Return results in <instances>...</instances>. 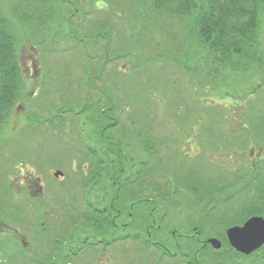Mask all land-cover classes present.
<instances>
[{
	"label": "rangeland",
	"instance_id": "rangeland-1",
	"mask_svg": "<svg viewBox=\"0 0 264 264\" xmlns=\"http://www.w3.org/2000/svg\"><path fill=\"white\" fill-rule=\"evenodd\" d=\"M43 2L37 3L42 24H17L25 94L14 109L9 125L13 134L0 146V160L9 171L11 197L25 211L10 210V218L0 220V233L7 240L0 241V264H35L32 258L44 264H156V259L157 264H185L173 249L171 257H161L158 247L125 243L107 248L103 256L98 246L96 255L102 263L92 256L93 249L79 250V245L74 257L68 254L67 234L87 224L89 202L107 205L98 193L103 182L99 190L88 178L86 186L82 175L77 176L82 174L83 151L96 144L86 138L84 130L93 133L94 128L87 120L102 116L104 132L112 131L120 141H126L123 131L137 133L135 141L150 147L153 165L158 162V177L183 163L199 162L232 179L238 169L264 157V141L250 138L248 122L262 109L264 74L254 77L235 71L223 78L204 61L202 50L201 58L191 55L184 42L190 28L179 19L148 18L149 12L153 16L149 0ZM0 3L19 15L33 2ZM48 7H56L54 16L46 13ZM14 19L20 20L11 14ZM262 27L264 54V21ZM233 136L249 141L248 147L240 151L235 143L226 148L225 141ZM125 141L124 148L130 144ZM136 156L143 157L139 152ZM151 161L143 167H151ZM56 170L63 175L55 177ZM154 178L147 172L140 182L145 185ZM145 186L141 194L149 197L152 186L147 190ZM165 213V221L180 228L186 214L198 218L176 205ZM43 222L51 231L46 236ZM216 222L211 230L219 231L222 226ZM215 254L211 250L208 261Z\"/></svg>",
	"mask_w": 264,
	"mask_h": 264
},
{
	"label": "trees",
	"instance_id": "trees-1",
	"mask_svg": "<svg viewBox=\"0 0 264 264\" xmlns=\"http://www.w3.org/2000/svg\"><path fill=\"white\" fill-rule=\"evenodd\" d=\"M26 1L29 2L30 0ZM39 1L32 0V6L22 9L19 15L17 11L13 12L0 3V146L2 147L6 139L13 134V127H9V125L18 101L21 100L22 94H25V84L17 51V24L21 22L20 26H22L31 23H43L44 20H40L38 16L37 3ZM46 1L44 0L43 3ZM53 1L55 2V0ZM149 2L152 4L153 16L149 12L148 18L152 17L153 20H162L163 17L179 19L181 24L190 28L189 34L186 32L187 36L184 42L187 46L189 45L187 49L192 50L193 54L191 55L199 56L201 54L199 52L202 50L207 57V60L204 61L209 62L214 70L216 68L223 78L235 71L243 74L248 73V75L256 74L254 77L261 73L264 74V70L260 69L264 65L261 37L264 21V0H149ZM55 8L48 7L46 13H50L49 16H54ZM11 14L17 15L20 20H10ZM97 33L103 36L102 32L97 31ZM89 37L85 34V38ZM183 66L186 67L185 64ZM222 82L224 83V81ZM261 84L262 82L259 86ZM261 102L263 103L262 109H258L255 116L250 117L248 121L252 129L249 136L258 142L264 141V98L261 99ZM65 111L60 110L62 113ZM84 122L86 121L84 120ZM87 122L94 128L93 133L91 130L88 133L87 130L82 129L84 132L86 131V138L96 140L97 144H106L104 141L106 139L105 129H103L105 125L102 116L97 115L96 118L88 119ZM113 134L111 131V138ZM245 138L248 139V137ZM225 142L228 143L225 145L226 148L231 145L235 147V143H238L240 151H244L250 143L249 141L243 143L237 136H233L232 140ZM107 143L124 144L120 140L117 142L107 141ZM146 151L150 152V147ZM88 155L89 158L91 157L90 159L93 158L91 161L94 162L91 167L95 173L91 175L97 179L98 185H101V179L106 180L107 178L104 173L105 165H103L105 160L99 152H90ZM121 160L123 167L128 161H131L129 158H123V156ZM248 166L234 172L235 175L231 179L225 175L224 171H210L209 166L204 163L199 164V162L183 163L162 177L157 176L158 162L151 168H143L138 165L137 173L133 175L138 183L137 186L133 187L138 190V193L130 195L125 207L138 205L139 209L154 208L165 211L176 205L179 208L189 209L192 215L198 217L190 218L186 214L181 228L172 225V221H158L160 226L158 228L153 227L151 233L158 234L159 230L163 228L168 240L166 243L171 248V251L161 250L162 256L171 257L172 251L175 250L176 254L179 253L184 258L185 264H192L196 260L199 261V264H242L244 260H248L252 264H264V245L251 254L244 255L237 252L228 243L225 235L227 226L242 224L251 215L264 214V157H261L255 164L250 162ZM115 169L116 166L113 165L111 170L115 171ZM147 172L148 175L150 173L155 174L157 179L146 181L148 184L145 186L140 182V176L146 175ZM8 174L9 171L6 172L0 160V220L9 219L10 210L21 209L25 211L23 206H19L11 197V190L8 189L7 184L9 181ZM127 183L124 186H130ZM142 185L145 186V190L148 189L147 185L152 186L153 191L149 197L147 193L141 194ZM86 194L88 196L89 191L84 193L85 201ZM106 203L107 208L115 207V202L111 199H107ZM86 204L88 206L87 202ZM100 207L104 206L89 202L88 209L97 210ZM164 216L166 217L167 213ZM155 217L157 218L158 215ZM215 221H217L215 224L222 226L219 231L211 230ZM44 224L43 222L42 230L46 236L51 231ZM149 227L145 224L142 230L145 232ZM211 235L222 240L220 249H213L206 242V238ZM1 239L6 240L0 233V241ZM207 247L216 253V257H213L211 261H208L211 258L210 253L204 252ZM65 258L66 256L62 258L64 263ZM32 260L35 264H44L35 258ZM155 263L157 264V259Z\"/></svg>",
	"mask_w": 264,
	"mask_h": 264
},
{
	"label": "flooded vegetation",
	"instance_id": "flooded-vegetation-1",
	"mask_svg": "<svg viewBox=\"0 0 264 264\" xmlns=\"http://www.w3.org/2000/svg\"><path fill=\"white\" fill-rule=\"evenodd\" d=\"M123 132V137L126 138V141L124 140L125 143H130L125 148L124 146L126 144H108L107 141L117 142L118 137L114 136L113 138L112 136L111 138L110 134L104 132L106 137L104 141L106 144H97L96 140H94L96 144L87 145L84 150L85 152L83 151L85 160L81 166L82 174H77V176L82 175L80 176L81 180L86 186L90 185V182L94 183L95 181V186H99L97 179L91 175L95 173L91 167L92 164L94 165V162L91 161L93 158L86 160V158L89 157L88 153L99 152L100 156L105 160L103 165H105L104 173L107 178L106 180L101 179L104 183L101 189L103 193H98H101L100 199L104 202H107V199L113 200L115 202V207L107 208L106 205H104V207L98 208L97 210L93 208L87 209V224L83 227L73 228L69 231V234H67V244L70 246L68 254H71L72 257L75 256L76 252H80V248H88L93 249L92 256L96 258L97 261L101 262L102 257L96 255V249L98 246L102 249L99 254L103 256V253H105V250L107 251V248H112L119 243L135 245L139 246V248L147 249H150L151 246H155L158 247L156 250L164 249V251H171V248H169L166 243L168 240L162 227H160L162 229L159 230L158 234L151 233L153 227L158 228L160 226L158 221H165L164 212L166 210H155L154 208L149 210L139 209L137 207L138 205H131L128 208L125 207V203L130 195L138 193V190L133 187L138 184L133 178V175L137 173V166L141 165L143 167L144 163H147L149 158L151 161V157L153 156L151 155V152L146 151L147 148H145L144 145H139V143L135 141L138 137L137 133L135 134L133 131ZM148 137H151V135H148ZM124 141L121 140L122 143H124ZM138 152L143 155L142 159H137L136 155ZM122 156L125 159L129 158L131 160L128 161L124 167L121 160ZM113 165L116 166L115 171L111 170ZM149 165L152 167L153 162L151 161ZM151 167L149 166V168ZM87 178L90 182H85V179ZM141 181H145V179H142ZM126 182H128L130 186H124ZM89 191L90 195L92 189L89 188ZM152 191L153 190L148 194L151 195ZM155 215H158V217L156 218ZM149 220L151 221L150 223ZM145 224L150 227L144 232L142 229L145 227ZM78 245L79 250H75V247ZM204 252L210 253L211 250L207 247ZM82 253L84 254V252ZM159 256L164 257L161 254ZM192 264H199V261H193Z\"/></svg>",
	"mask_w": 264,
	"mask_h": 264
},
{
	"label": "water",
	"instance_id": "water-1",
	"mask_svg": "<svg viewBox=\"0 0 264 264\" xmlns=\"http://www.w3.org/2000/svg\"><path fill=\"white\" fill-rule=\"evenodd\" d=\"M64 172L56 170L55 177L62 176ZM228 243L244 255H249L264 245V215H251L241 225H231L225 230ZM206 241L214 249H220V239L211 236Z\"/></svg>",
	"mask_w": 264,
	"mask_h": 264
}]
</instances>
